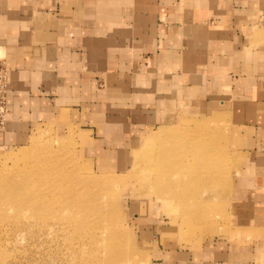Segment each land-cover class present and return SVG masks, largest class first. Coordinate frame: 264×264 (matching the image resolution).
Instances as JSON below:
<instances>
[{
    "label": "crops",
    "instance_id": "1",
    "mask_svg": "<svg viewBox=\"0 0 264 264\" xmlns=\"http://www.w3.org/2000/svg\"><path fill=\"white\" fill-rule=\"evenodd\" d=\"M262 12L264 0H0V141L51 122L75 134L88 158L120 165L139 131L183 112L220 113L247 157L239 221L264 229ZM170 245L152 264H264L263 235Z\"/></svg>",
    "mask_w": 264,
    "mask_h": 264
},
{
    "label": "rangeland",
    "instance_id": "2",
    "mask_svg": "<svg viewBox=\"0 0 264 264\" xmlns=\"http://www.w3.org/2000/svg\"><path fill=\"white\" fill-rule=\"evenodd\" d=\"M257 25L264 28V12ZM216 114L222 116L214 115L217 124L208 120L213 114L183 112L171 125L139 131L127 145L129 160L120 165L88 158L75 134L51 122L27 128L23 140L0 141V264H152L165 243L198 249L216 238L250 244L264 236V229L239 221L236 190L247 157L237 144L238 130ZM189 125L207 128L219 173L214 183L197 176L190 198L172 204L175 194L149 186L151 165L142 159L133 166L136 156L147 155L141 139L149 133L174 132L159 143H171L174 155L184 153L178 139ZM20 151L29 153L24 164L3 158ZM35 164L39 171L28 173ZM142 167L148 175L140 174Z\"/></svg>",
    "mask_w": 264,
    "mask_h": 264
},
{
    "label": "bare ground",
    "instance_id": "3",
    "mask_svg": "<svg viewBox=\"0 0 264 264\" xmlns=\"http://www.w3.org/2000/svg\"><path fill=\"white\" fill-rule=\"evenodd\" d=\"M208 120L209 122L215 124L219 122L218 116L214 115ZM188 129L190 131L181 132L178 139L180 140V147L182 144H185L183 147L186 146V150L184 148V153L178 152V154L175 155L172 154L171 151H174L173 147L176 148V146H171L173 150H170L168 145L171 143L164 142L163 145L159 143L161 136H167L166 138H169V136H171L174 132L160 131L147 134L141 139V144L148 145L147 155H145L146 157H141L140 155L136 156L133 166V170H136L142 159L151 165L153 171L151 179L149 180L151 185L149 186L157 185L158 187L160 184L162 191L175 194L176 196L173 197V200H171L172 204L181 203L190 198L189 192L193 188L194 183H196L197 176L200 178L204 177L209 182H213L215 181L216 174L219 173V168L213 160V147H209L211 144L208 143L210 137L207 134V128H195L194 126L189 125V128L186 127L185 130ZM65 143L66 142L60 143V145H64ZM186 143L189 145L188 149ZM159 148L160 152L158 151ZM179 150H181V148H179ZM42 155L44 157L42 156L43 158L39 160L44 162L48 159V155L45 152H42ZM28 157L29 153L27 151H20L18 153H8L3 158L12 161L14 165L18 166L19 164H24V161L27 160ZM86 168L87 167L85 166H80L78 169L85 170ZM38 171L39 168L37 164H35V169L30 171L28 170V173H35ZM146 171V168H143L140 170V174L142 176L148 175L146 174ZM198 172L201 173L200 176ZM28 173L25 172V174H23V180L28 177ZM175 191L178 194H176Z\"/></svg>",
    "mask_w": 264,
    "mask_h": 264
},
{
    "label": "built area",
    "instance_id": "4",
    "mask_svg": "<svg viewBox=\"0 0 264 264\" xmlns=\"http://www.w3.org/2000/svg\"><path fill=\"white\" fill-rule=\"evenodd\" d=\"M8 93V79L5 67L0 63V126L7 121L6 99Z\"/></svg>",
    "mask_w": 264,
    "mask_h": 264
}]
</instances>
